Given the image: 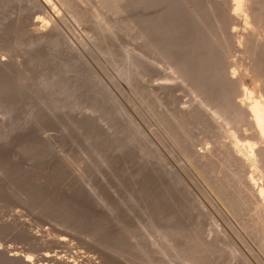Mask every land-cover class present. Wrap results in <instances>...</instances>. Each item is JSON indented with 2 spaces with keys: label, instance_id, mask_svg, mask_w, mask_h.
I'll use <instances>...</instances> for the list:
<instances>
[{
  "label": "rangeland",
  "instance_id": "obj_1",
  "mask_svg": "<svg viewBox=\"0 0 264 264\" xmlns=\"http://www.w3.org/2000/svg\"><path fill=\"white\" fill-rule=\"evenodd\" d=\"M99 2H77L82 22L60 7L57 33L37 41L40 9L0 0V264H27L28 255L33 264H264L256 209L231 211L235 182L219 157L228 138L210 118L172 123L169 113L192 102L190 89L164 79L169 69L153 51L140 76L130 25L139 9L110 13ZM236 48L237 75L254 48ZM250 77L247 87L261 93L264 77ZM161 83L176 86L154 87Z\"/></svg>",
  "mask_w": 264,
  "mask_h": 264
},
{
  "label": "bare ground",
  "instance_id": "obj_2",
  "mask_svg": "<svg viewBox=\"0 0 264 264\" xmlns=\"http://www.w3.org/2000/svg\"><path fill=\"white\" fill-rule=\"evenodd\" d=\"M31 1L33 8L37 7L40 9L39 11L36 9L37 13H43L42 18L40 16V18L38 17V19H35L31 22V25L34 26L32 28L34 31L33 35L37 41L38 39H44L45 41V39L47 40L48 38L53 37L52 32H54V29H57L58 31L57 27L59 25V20H61L60 15L62 12L59 11L60 7H64L66 12L68 11L71 14L73 13V15L75 13L74 16L76 21L82 22V17L84 16L83 13L85 14V12L82 11L83 7L81 5L80 6L82 10L79 9L80 6H78L77 2L80 1L83 3V5L85 1L87 4L91 2V0L90 2L89 0ZM98 2L101 4L100 7H104V9L110 13H126L131 7L139 9L138 11L136 10L137 13L133 14L134 18H131L132 22L130 21L131 28L136 30V36L134 35V37L139 42V44H137L138 47L136 46V52L134 51L135 54H133L135 57L130 55V57L135 58V61L130 59L132 62H135V65L133 66L136 68L134 69L137 70L140 76L144 73L146 74L147 68L149 67H145V64L147 63L146 61L144 62V60L145 58L149 59V56H151L149 55V52L153 51V54L156 52L157 56L159 57L158 58L157 56H154L159 59L156 60L157 63L159 64V62H162L169 69L168 72L163 71L166 72V75H163V77L165 76L164 79L172 81L176 80L177 82L179 81L181 84L184 83L186 86H188L190 93H192V102H190V104L186 107L177 106V109H175L173 113H169L173 120L172 123L177 121V125L179 121V124L181 123L182 125L183 122H193V120L196 119L202 121L201 123L206 124L208 118H210L215 124H217V126H219L217 128H220L221 132L224 133V136L228 138V140L222 144H220V142H223L221 141L222 139L219 142V144L223 147V149H220L223 153V156L220 155L219 157H221V160L223 159L225 165L227 164L226 166H229L228 168L231 167V178L232 181L235 182V184L231 182V188H229L231 190V211L233 213L241 214L244 212V210H247V208L253 207L254 210L256 209L255 212L257 213V216L256 220L254 221L253 219L252 222H255L256 224L261 223L264 225V184L258 185L257 181L255 182L256 177L254 174L255 170H260V172L263 174L261 176L264 178V85L258 86V90L261 92L259 94H253V91H250V88L247 87L248 85H246L247 79L256 69L260 72H263L264 70V68H262L264 64V32L262 31L264 30L261 31L264 25V0H178V2L176 0H133V5L129 2V0H98ZM32 4H30L29 0V6ZM159 4L165 5L164 8L162 7L163 5H160L163 10H160V7V12L157 10L158 8H155L159 13H157L156 10H153L155 12L153 13V7L157 5L159 6ZM75 5L79 8H76ZM89 8H91V6ZM95 8H92V10L90 9L89 12L92 13L91 11H93ZM142 10H146L149 13H145V11ZM99 11H96L95 15L98 13L97 16L101 17V13ZM47 18L52 22L50 20V23L47 22ZM103 19L101 18L100 20ZM100 20L98 19V21ZM84 21L86 20H83V22ZM124 23L122 22V24ZM103 24L101 23V25ZM130 25L127 26L130 27ZM234 25H237V28L238 26L241 28L239 27V29H236L234 28ZM122 26L121 28H123ZM261 26L262 28H259ZM106 27H109V29L113 32V28L108 25ZM258 28L262 32L263 38L262 36L259 37L261 32L259 34ZM105 29L104 31L106 32ZM32 42H34V40ZM236 47L246 52H252L253 50L255 51H253L254 54H252L253 52L248 53L254 55L252 58H250L251 56L247 55V57L249 56V58L252 59L249 62L247 60L248 58L244 55L245 60L243 61H245V64H243V66L245 68H240L241 70L237 75L235 72H233L235 70H231V63H233V61L230 60L231 49H235ZM237 48L236 50H239ZM250 48L254 49L249 51ZM242 59L243 58L241 57V60ZM151 61L153 62V60ZM243 61L241 62L243 63ZM152 64L153 63H149L151 66ZM234 64H240V62H235ZM163 66L162 69L164 68ZM260 68L262 69L260 70ZM250 72L252 73L250 74ZM257 73L258 74L255 76L252 75L250 78L253 79L255 77V79H257L259 77L258 79L260 81L262 77H264L262 76L264 72L263 74L261 73V75L259 72ZM257 75L262 77L260 78V76ZM255 79L252 81L255 82ZM169 84L171 83H161L159 85L153 86H158V89H167L166 91L176 86H171ZM143 87L141 86V90ZM170 91L172 92L173 90L171 89ZM239 96H242V99H238ZM170 117L169 121L171 120ZM227 125L230 126L227 127ZM163 126L166 127V129H164L165 132L167 131L166 135L170 133L169 128L173 127L172 125L171 127L167 126L166 123L163 124ZM230 128L233 130L237 129L238 134L236 135V132L234 133ZM176 135H178V133ZM223 180V183L226 184L227 181L225 182V180H227V178H223ZM223 183L216 187L218 191L221 190L222 187V190H224L225 186ZM225 190L221 191L223 192L222 194H224ZM223 198L227 200L228 196L224 194ZM228 201L230 202V200ZM247 211L250 210L248 209ZM64 239L66 238H61L62 241ZM20 255L19 252H14L10 257L13 259L16 258L15 260H17ZM28 256L29 257H25V263L33 264L31 255Z\"/></svg>",
  "mask_w": 264,
  "mask_h": 264
}]
</instances>
